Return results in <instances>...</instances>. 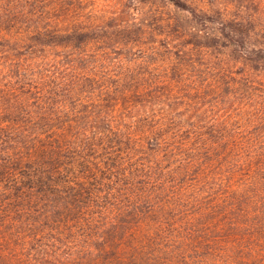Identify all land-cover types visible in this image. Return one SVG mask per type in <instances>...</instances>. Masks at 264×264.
Returning a JSON list of instances; mask_svg holds the SVG:
<instances>
[{
    "label": "rangeland",
    "instance_id": "rangeland-1",
    "mask_svg": "<svg viewBox=\"0 0 264 264\" xmlns=\"http://www.w3.org/2000/svg\"><path fill=\"white\" fill-rule=\"evenodd\" d=\"M31 79L71 176L0 264H264V0H0V101Z\"/></svg>",
    "mask_w": 264,
    "mask_h": 264
},
{
    "label": "trees",
    "instance_id": "trees-1",
    "mask_svg": "<svg viewBox=\"0 0 264 264\" xmlns=\"http://www.w3.org/2000/svg\"><path fill=\"white\" fill-rule=\"evenodd\" d=\"M34 81H24L23 91L12 90L11 98L0 101V115L4 110L14 109L21 113L0 119V207L7 203L4 199L13 195L19 198L54 193L56 182L66 181L71 176L66 172L63 154L69 147L68 135L64 134L66 125L60 121V126L53 123L60 116ZM32 93L35 97L30 101L42 104L38 106L42 111L41 121L32 117L24 102L21 103Z\"/></svg>",
    "mask_w": 264,
    "mask_h": 264
}]
</instances>
